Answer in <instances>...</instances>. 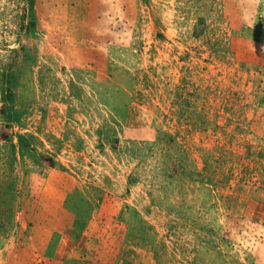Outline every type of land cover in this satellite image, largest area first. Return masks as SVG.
<instances>
[{
	"label": "rangeland",
	"instance_id": "1",
	"mask_svg": "<svg viewBox=\"0 0 264 264\" xmlns=\"http://www.w3.org/2000/svg\"><path fill=\"white\" fill-rule=\"evenodd\" d=\"M0 264H264V0H0Z\"/></svg>",
	"mask_w": 264,
	"mask_h": 264
}]
</instances>
